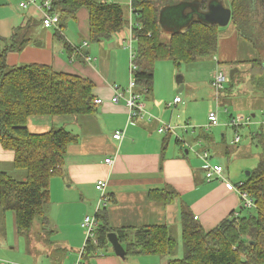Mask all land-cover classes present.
I'll return each mask as SVG.
<instances>
[{
    "label": "trees",
    "instance_id": "trees-1",
    "mask_svg": "<svg viewBox=\"0 0 264 264\" xmlns=\"http://www.w3.org/2000/svg\"><path fill=\"white\" fill-rule=\"evenodd\" d=\"M45 1V0H41ZM52 13L60 16L57 36L77 11L86 7L90 15V41L101 43L130 26L137 45L134 72L138 90L144 94L154 90L155 65L159 60H171L177 66L193 63L217 51L220 26L204 20L209 4L221 0H131L134 9L130 23L128 8L101 0H50ZM173 3L182 5L176 20L185 19L181 28L170 27L163 39L162 20L171 18ZM231 22L240 37L261 52L247 61L254 73V87L264 91V3L260 0H230ZM169 8V9H168ZM166 15V17H165ZM29 25L14 31L11 42L0 48V143L14 153L13 167L25 169L26 180H19L0 171V210L13 211L19 233H28L36 218L46 219L50 204L51 179L66 163L68 147L75 135L64 127L36 133L29 128L31 117L91 114L98 110L93 82L81 75L60 72L52 65L24 63L8 65L9 51H21L28 40L17 43V36ZM246 61L235 62V65ZM237 73L234 74L233 78ZM237 188L254 199L255 206L247 216H231L216 227L206 230L190 210L183 209L182 244L184 255L177 256L179 241L167 224L139 227H111L105 210L98 212L96 240H89L83 249L86 260L111 245L108 235L116 232L126 248V255H158L166 264H264V160L250 170ZM173 188H154L149 199L162 204L177 197ZM247 208L241 206V210ZM47 222V221H46Z\"/></svg>",
    "mask_w": 264,
    "mask_h": 264
},
{
    "label": "crops",
    "instance_id": "crops-1",
    "mask_svg": "<svg viewBox=\"0 0 264 264\" xmlns=\"http://www.w3.org/2000/svg\"><path fill=\"white\" fill-rule=\"evenodd\" d=\"M23 1L26 0H0V48L5 47L8 40L12 43L11 37L17 28H26L29 25L25 32L21 31L22 34L17 36V43L28 40L27 43L21 51L13 50L7 53V64L11 66L24 63L49 64L57 71L81 75L93 82V93L96 99L103 100L102 103L97 104L98 110L91 114L56 115L58 117L53 118L51 116L37 117L40 120H37L33 127L30 125L32 119L29 120V128L32 132L42 133L54 126H60L76 137V141L68 147L65 166L51 179L50 204L45 214L48 225L51 227L50 235L59 236L60 239L56 242H60V245L56 249L57 255L43 249V253L38 256L39 264H66L64 260L69 251H81L79 249L82 241L76 229L78 226L80 228V225L82 227L85 215H89L91 210L96 212L98 180L108 182L107 192L110 199L102 211L105 210L108 223L114 228L176 225L180 231V237L177 238L182 239L183 209H188L194 217L197 216V221L206 230L216 227L231 214L239 213L242 198L235 188L237 185L230 188L221 180L208 181L204 163L196 153V151L208 150L212 162L221 164L216 154L208 148L211 143L215 144L214 134L201 130L198 136L192 135L187 141L177 136L173 143L171 137L175 130L167 133L159 131L161 118H168L169 112L163 109L164 103L156 93L152 101L145 102L147 110L156 117L152 120L139 117L128 121L129 107L125 101L118 103L112 101L116 87L127 89L131 78V51L128 48L130 53L127 54L125 50V42L128 37L130 39L132 37L130 26L101 43H93L90 41L89 11L86 7H82L77 11L76 18L68 20L62 32L64 38L62 39L56 35L59 29L57 25L50 27L44 25L41 0L21 6ZM112 2L127 6L130 10L131 0H112ZM86 41L88 45H84ZM222 42L223 44L219 41L222 54L231 53L228 43L225 40ZM82 54L91 56L92 60L87 62ZM215 61L220 63L218 57ZM211 77L210 83L213 79V76ZM184 82L183 78L181 83L171 84L173 99L178 96L175 95L176 88ZM155 84L156 81L154 88ZM186 88L184 85L182 91ZM153 91L145 96L148 97ZM182 103H184L183 98L177 105ZM255 115L253 113L252 117ZM229 118L232 120L235 117L230 115ZM174 120L172 117L169 122L174 123ZM180 123L179 121L174 123L176 129H183L182 126L176 125ZM185 123L190 124L189 120ZM256 127V131L252 132L254 140L257 142L264 140V125L258 124ZM117 130H125L121 141L114 138ZM193 131L197 132V129ZM222 134L226 137L225 132ZM203 140L207 144L204 145ZM193 152L195 155H192ZM226 153L230 155L231 150L228 149ZM109 157L113 158L111 164L106 162ZM13 160L14 153L5 150L0 143L1 165L13 166ZM234 175L237 179L241 177L235 170ZM224 176L229 179L230 170L224 168ZM244 181L240 180L238 183ZM204 182L211 184L206 185ZM166 186L178 193L171 203L162 204L149 199L151 189ZM51 199L56 203L55 206L52 205ZM81 208L82 215L76 220L73 213L76 216ZM55 215L58 218L57 221L53 219ZM8 248L9 246L0 244V264L10 262L1 259L9 257L6 253ZM129 256L143 257L139 259L147 261V264L167 263L166 257L164 260L158 255ZM177 256L181 257L179 254ZM91 259L93 257L85 259L87 264H90ZM97 261L110 264L112 260L102 258ZM134 261L139 263L137 258Z\"/></svg>",
    "mask_w": 264,
    "mask_h": 264
},
{
    "label": "rangeland",
    "instance_id": "rangeland-1",
    "mask_svg": "<svg viewBox=\"0 0 264 264\" xmlns=\"http://www.w3.org/2000/svg\"><path fill=\"white\" fill-rule=\"evenodd\" d=\"M221 1L226 7L230 5V0ZM260 1H263L264 3V0ZM173 5L174 6L172 9L168 11H171V18L168 21L162 20L161 23L163 27V39L165 41L168 40L166 36L169 35L172 27L176 26L181 28L182 22L185 21V19H180L178 21L176 20V17L179 16L183 11L182 5L177 3H173ZM125 7L129 8L127 6ZM129 17L131 23V14ZM224 40L226 43H228L231 53L222 54V51L220 50L221 45L219 43V47L216 52L210 54L209 56L201 57L193 63H183L181 66H177L171 60L157 61L155 65L156 84L154 91L152 94H149L148 97L144 94L145 97H143V100L144 102L152 101L155 93L159 96L161 101L164 103L163 109L168 110L169 112L168 118H161L162 122H166L174 126V123L179 121L181 123L176 125L183 127L186 125L185 121L189 120L190 124L188 126V131H186V129L183 127V129H175V132L172 133L171 141H173V143L175 142L177 136L187 141L192 135H194V137L198 136V134L201 133V130H205L214 134V143L218 146L213 143H211V146L209 147L207 145L206 146L216 154L219 159V163L223 165L225 170H230L231 176L229 179L226 178L224 184L230 188H233V186L237 185L240 180H245L248 176L247 173L251 169L256 168L259 163L264 160V140L262 139L258 142L254 140L252 132L256 131L255 129L257 127L255 124L251 123V125L248 126L246 123L244 125L241 124L237 127H234L229 125L231 123L229 116L231 115L238 117L239 115H243L246 117H252V114L255 113V117H252L253 120L261 121V119L264 117V91L260 87L253 86L251 76L254 73V70L251 66V63L247 62L260 57L261 52L255 49L253 45L247 40L240 37V35L236 32L232 22L226 26H220L219 41L221 44H223L222 41ZM125 44V50L127 54H129L132 50L136 51V41L131 42L130 38L128 37ZM216 57L219 58L220 63L215 61ZM238 61L246 62L240 65H235V62ZM236 68H238L237 72H235L237 74L233 78L230 76L231 71ZM217 69L222 71L227 77V81L224 84V89L221 91L219 100L217 99L216 92L210 83V79L212 78L211 76L214 75ZM180 77H183L185 82L180 84L178 88H181L184 85L187 88L180 93L177 92L179 89L176 88L175 95L181 96V98L184 100V103L170 106L169 104H171L174 100V97H171V84H179L178 81ZM187 110H189V114H187ZM211 110H218L220 124L207 129L205 125L208 121V116ZM51 117L53 118L55 116ZM172 117L175 119L174 123L169 122ZM31 119V127H33L37 120H40L35 116L31 117L30 120ZM195 129H197V132L193 131ZM223 132L226 133V137H223ZM237 134L241 135L242 140L237 144H233V139L235 136H237ZM203 142L205 145L206 142L204 140ZM194 145L196 146V144ZM228 149L231 150L230 155L226 153ZM193 150H195L194 147ZM192 155H195V153L193 152ZM234 170L239 172V175H241L240 179L235 177ZM0 171H6L11 176L19 180L27 179V172L25 169H16L12 165H1L0 163ZM204 183L206 185L211 184L209 182ZM96 199L97 205L95 203L94 207L96 205L97 208L100 200L99 191H97ZM51 203L53 206L56 205L52 199ZM82 211L83 209L81 208L76 216L73 213V217H75L77 220L82 215ZM238 212L239 216H247L253 211L252 209L248 208H244L242 210L240 208ZM94 214L95 211L93 210H91L89 213L91 216ZM53 219L57 221L58 218L55 215L53 216ZM15 221L16 217L13 211L2 212L0 210V244L9 246L8 250L6 249V253L9 254V257H3L1 259L10 261L12 264H39L38 256L43 253V249L48 253L52 252L54 255H57L56 249L60 245V242H56V240H59L60 237H54L50 235L51 232L49 231L51 230V227L48 225V222H46L47 220L36 218L32 229L28 231V233H19ZM60 228H63V226H60ZM171 232L174 237H180V231L176 225L171 227ZM76 233L80 241H82V245H84L83 243L86 240L85 229L80 225V228L78 226L76 229ZM177 239H179L177 254L183 257V244L180 242L182 239ZM82 245L81 247H83ZM81 247L79 250L82 249ZM79 255L80 251H69V254L65 258L64 262H66V264H74L79 258ZM102 258L111 259L112 261L110 264L148 263L147 261L140 260L139 258L143 257L139 256H128L125 259L119 257L116 254L112 244L99 250L97 255H95L93 259L90 260V264H106L98 263L97 260ZM136 258L139 263L134 261ZM163 259L166 260L165 257H163ZM163 259L162 261L165 262ZM83 262L87 264V261L84 258Z\"/></svg>",
    "mask_w": 264,
    "mask_h": 264
},
{
    "label": "built area",
    "instance_id": "built-area-1",
    "mask_svg": "<svg viewBox=\"0 0 264 264\" xmlns=\"http://www.w3.org/2000/svg\"><path fill=\"white\" fill-rule=\"evenodd\" d=\"M108 1H112V0H108ZM37 0H26L21 2V6H27L29 4H34L36 3ZM42 8L44 11V19H43V23L46 27H50L53 25H57L59 27L60 24V16L58 13H52L51 9H52V4L50 0H45L42 1ZM131 5V4H130ZM134 13V9L132 7V5L130 6V14L132 17V14ZM130 41H135V38L132 34V37L130 39ZM88 41L85 42L84 45H88ZM130 49H131V43H130ZM78 52L81 53L80 49H78ZM84 59L87 62H90L92 60V57L86 54H82ZM137 56V52L132 50L131 51V66H130V70H131V78H130V82H129V86L127 89H120L118 87H116V92L115 95L112 97V101L115 103H118L122 100L125 101V103L128 105L129 107V119L128 121H133L135 118H147L148 120H152L154 118H156L152 113H150L145 105V102L143 100L144 97V91H140L138 90V84L136 82V78L134 75L135 70L137 69V64L135 63V58ZM218 62V60H217ZM227 81V77L225 76V74L222 71H219L217 69V71H215L214 75H213V79L211 82L212 87L214 88L215 92H216V96L217 99H220V94L221 91L224 89V84ZM140 87V86H139ZM140 89H142L140 87ZM103 100L102 99H96V103H102ZM182 102V98L181 96H177L173 102L171 104H169L170 106L172 105H177L179 103ZM249 126L252 124H256V125H264V118L261 119V121H254L252 117H246L243 115H239L238 117H235L231 120V123L229 125H232L234 127H237L239 125H244L246 124ZM220 124L219 122V116H218V110H212L209 113L208 116V121L205 125V127L207 129H210L214 126H218ZM189 123L184 125V128H188ZM176 129L175 126H172L171 124H168L166 122H162L161 121V127L159 128L160 132H173ZM125 135V130H117L114 134V138L121 141L124 138ZM242 137L240 134H237V136H235L233 143L237 144L239 142H241ZM196 153L198 154V156L200 157V159L203 161L204 163V167L206 169V178L208 181H212V180H221V181H225L226 177L224 176V167L222 164H217V163H213L212 162V158H211V154L208 152V150H204L203 152H198L196 151ZM106 162L111 164L113 163V158L109 157L106 159ZM107 185L108 182L106 180H98L97 184H96V188L97 190L100 192V200L98 203V206L96 208V212L93 216L91 215H87L82 223V227L85 229L86 231V240L85 243L80 251V255L79 258L77 259V261L74 264H85L83 262V249L84 247L87 245V242L89 240H96V230L98 227V218H97V214L98 212L107 204V202L109 201L110 197L108 195L107 192ZM237 192L240 194V197L242 198V205H244L247 208H252L255 206V202L254 199L251 198L247 192L245 191H241L240 189L237 188V186H235ZM239 215V213H235V216L237 217ZM196 219L198 218L197 216L195 217ZM11 263V262H8ZM12 264V263H11Z\"/></svg>",
    "mask_w": 264,
    "mask_h": 264
},
{
    "label": "water",
    "instance_id": "water-1",
    "mask_svg": "<svg viewBox=\"0 0 264 264\" xmlns=\"http://www.w3.org/2000/svg\"><path fill=\"white\" fill-rule=\"evenodd\" d=\"M232 19V9L230 7H226L223 3H211L209 5V10L204 15V20L209 23H217L219 26H226L231 22ZM237 69H233L231 71V77L234 76ZM183 78H180L178 83H181ZM183 89V86L178 90L180 93ZM250 171L247 173L249 175ZM109 241L112 244L116 254L125 259L126 258V249L123 246L122 242L119 240V237L116 232H110L108 235Z\"/></svg>",
    "mask_w": 264,
    "mask_h": 264
},
{
    "label": "flooded vegetation",
    "instance_id": "flooded-vegetation-1",
    "mask_svg": "<svg viewBox=\"0 0 264 264\" xmlns=\"http://www.w3.org/2000/svg\"><path fill=\"white\" fill-rule=\"evenodd\" d=\"M214 3H217V2H214ZM210 4H211V3H210ZM210 4H209V5H210Z\"/></svg>",
    "mask_w": 264,
    "mask_h": 264
}]
</instances>
